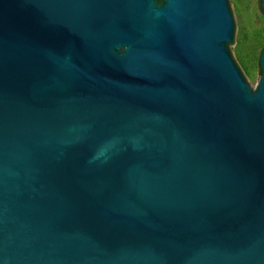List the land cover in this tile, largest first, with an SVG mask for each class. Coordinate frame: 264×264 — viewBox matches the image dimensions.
I'll use <instances>...</instances> for the list:
<instances>
[{"label": "water", "instance_id": "water-1", "mask_svg": "<svg viewBox=\"0 0 264 264\" xmlns=\"http://www.w3.org/2000/svg\"><path fill=\"white\" fill-rule=\"evenodd\" d=\"M152 1L0 0V264H264V48Z\"/></svg>", "mask_w": 264, "mask_h": 264}, {"label": "rangeland", "instance_id": "rangeland-1", "mask_svg": "<svg viewBox=\"0 0 264 264\" xmlns=\"http://www.w3.org/2000/svg\"><path fill=\"white\" fill-rule=\"evenodd\" d=\"M153 4L157 5L155 0ZM237 22V45L228 49L253 94L260 81L259 56L264 48V14L260 0H228Z\"/></svg>", "mask_w": 264, "mask_h": 264}, {"label": "flooded vegetation", "instance_id": "flooded-vegetation-1", "mask_svg": "<svg viewBox=\"0 0 264 264\" xmlns=\"http://www.w3.org/2000/svg\"><path fill=\"white\" fill-rule=\"evenodd\" d=\"M155 2L157 5H162V3H163L161 0H155Z\"/></svg>", "mask_w": 264, "mask_h": 264}]
</instances>
